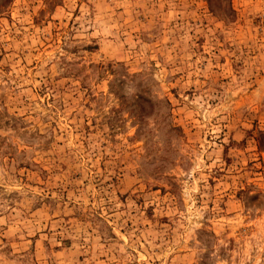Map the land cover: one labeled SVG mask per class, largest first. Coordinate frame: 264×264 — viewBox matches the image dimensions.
I'll use <instances>...</instances> for the list:
<instances>
[{
    "label": "rangeland",
    "instance_id": "1",
    "mask_svg": "<svg viewBox=\"0 0 264 264\" xmlns=\"http://www.w3.org/2000/svg\"><path fill=\"white\" fill-rule=\"evenodd\" d=\"M0 264H264V0H0Z\"/></svg>",
    "mask_w": 264,
    "mask_h": 264
}]
</instances>
